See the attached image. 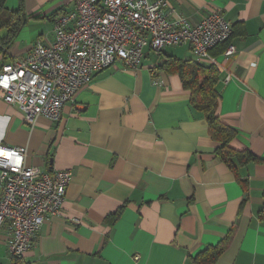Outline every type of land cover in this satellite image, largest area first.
I'll return each mask as SVG.
<instances>
[{"label": "crops", "instance_id": "1", "mask_svg": "<svg viewBox=\"0 0 264 264\" xmlns=\"http://www.w3.org/2000/svg\"><path fill=\"white\" fill-rule=\"evenodd\" d=\"M167 3L169 19L198 21L219 9L230 22L236 53L224 57L226 44L210 50L220 62L217 114L236 130L230 147L257 160L221 161L189 91L161 67L167 56L195 59L188 45L145 47L139 67L116 62L95 72L56 121L37 116L27 124L0 97V143L24 146L25 162L43 172H71L60 213L44 219L23 256L9 253L0 227V264H194L234 223L215 264H264V0ZM6 5L15 9L18 0ZM22 7L23 24L0 67L52 39L55 19L74 0H23Z\"/></svg>", "mask_w": 264, "mask_h": 264}, {"label": "built area", "instance_id": "2", "mask_svg": "<svg viewBox=\"0 0 264 264\" xmlns=\"http://www.w3.org/2000/svg\"><path fill=\"white\" fill-rule=\"evenodd\" d=\"M167 5V0H74L73 9L55 19L52 39L2 64L0 97L16 105L27 124L37 116L56 121L95 72L116 62L139 67L145 47L160 53L188 45L196 61L219 69L210 50L231 35L223 13L215 9L198 21L179 14L169 19ZM236 51L228 43L222 55L230 58ZM25 154L24 146L0 143V227L7 228L14 257L31 248L46 217L60 213L71 179L70 170L49 174L28 165Z\"/></svg>", "mask_w": 264, "mask_h": 264}, {"label": "trees", "instance_id": "3", "mask_svg": "<svg viewBox=\"0 0 264 264\" xmlns=\"http://www.w3.org/2000/svg\"><path fill=\"white\" fill-rule=\"evenodd\" d=\"M22 1L18 0V6L10 9L6 0H0V54H6L8 47L18 34L24 21ZM231 37V36H230ZM230 37L223 43L228 45ZM212 51H210L211 53ZM211 55L215 56L214 53ZM161 67L170 73L179 76L184 89L190 93L189 102L191 106L201 112L208 126L209 136L218 143L215 155L228 166L233 167L232 159L235 157L240 163L256 161L257 158L249 152H238L230 147V141L235 137L236 130L223 123L218 114V102L220 90L218 88L219 71L216 66L210 63L198 62L195 59H177L172 56L162 62ZM120 206L111 220H116L122 212ZM264 214V202L259 211ZM236 232V223L227 231L225 236L214 246H208L199 251L193 258L194 264H215L219 256L227 249Z\"/></svg>", "mask_w": 264, "mask_h": 264}]
</instances>
